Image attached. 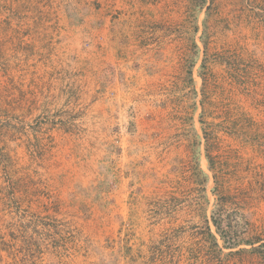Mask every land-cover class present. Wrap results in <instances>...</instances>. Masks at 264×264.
<instances>
[{"label":"rangeland","instance_id":"374dc122","mask_svg":"<svg viewBox=\"0 0 264 264\" xmlns=\"http://www.w3.org/2000/svg\"><path fill=\"white\" fill-rule=\"evenodd\" d=\"M105 1L0 0V264H264V0Z\"/></svg>","mask_w":264,"mask_h":264},{"label":"crops","instance_id":"0c3cea01","mask_svg":"<svg viewBox=\"0 0 264 264\" xmlns=\"http://www.w3.org/2000/svg\"><path fill=\"white\" fill-rule=\"evenodd\" d=\"M102 1H105V0H102ZM105 3H106L105 7H109V4H107L108 2L105 1ZM105 11H108V10L105 9ZM102 12H103V10H102ZM102 12H99L98 16H96V17L93 16V19L101 20L102 19L101 16H103ZM105 26H106V23L104 22L103 26H101L100 29H102V27H105ZM100 29H96V31L93 30L92 31V33H93L92 37L95 38L96 42L101 43V44H105L106 43L105 42V36H102L99 34ZM101 36H102V39H101Z\"/></svg>","mask_w":264,"mask_h":264},{"label":"trees","instance_id":"16d2710c","mask_svg":"<svg viewBox=\"0 0 264 264\" xmlns=\"http://www.w3.org/2000/svg\"><path fill=\"white\" fill-rule=\"evenodd\" d=\"M213 223H214V226H215V229H216V232L218 233V235L220 236V238L224 241L225 243V240H224V236L223 234L220 232V226L219 224L216 222V220H213ZM208 235L209 237L211 238V242L213 245H215L216 247H218V243L216 241V236L213 232H211L210 230H208ZM226 245V243H225Z\"/></svg>","mask_w":264,"mask_h":264}]
</instances>
